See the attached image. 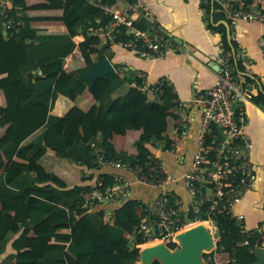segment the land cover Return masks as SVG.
I'll return each mask as SVG.
<instances>
[{"label":"trees","instance_id":"trees-1","mask_svg":"<svg viewBox=\"0 0 264 264\" xmlns=\"http://www.w3.org/2000/svg\"><path fill=\"white\" fill-rule=\"evenodd\" d=\"M257 1L244 0L242 5L258 9ZM10 3L3 21L9 18L12 21L3 24L0 20V264H135L138 249L124 233L138 223L136 209L141 200L130 195L113 207L108 221L103 219L101 211H88L81 206L82 193L88 190L92 180L111 182L110 172L100 171L90 148L82 140L100 147L104 158L142 164L153 144L161 143L164 151L170 148L164 132L169 120L176 118V113L169 111L176 104L160 96L174 97V94H169L170 87L166 86H161L158 93L153 90L156 84H152L153 95L148 97L146 92L131 85L139 84L140 78L112 72L105 78L93 79L90 83L93 103L78 108L77 97L89 84L82 76L88 65L65 71L64 58L75 47L87 57L94 53L97 61L109 58L110 51L103 53L102 49L93 47L98 39L88 35L90 28L106 25L109 17L88 0H43L29 5L25 0H10ZM34 10L60 13L30 15ZM261 11L264 12V7ZM206 15L211 18L209 27H213L215 19L225 18L214 1L205 5ZM33 20H59L65 31L47 32L30 25ZM76 35L83 38L77 44L72 40ZM228 47L224 44L230 50ZM231 62L237 74L240 62ZM239 81L249 101L264 112V94L249 92L245 87L249 83L247 77L244 82ZM58 94L75 100L61 116L49 113ZM76 117L81 118V139L73 133ZM129 130L139 131L132 142L135 152L115 150L109 136L123 135ZM47 151L83 166L90 173L80 177L82 183L67 187L42 163ZM243 212L249 224L244 219L248 226L245 230L241 223L226 215L212 218L218 237L215 252L225 253L232 264L251 262L253 247L263 237L260 232L263 221L257 218L252 225L253 211L246 207ZM205 218L203 214L187 213L190 221ZM133 240L140 243V235L135 234ZM243 240L247 243L239 244ZM175 246V243L167 245L170 249ZM201 257L206 264H215L212 252L202 253ZM151 264L160 263L154 259Z\"/></svg>","mask_w":264,"mask_h":264},{"label":"built area","instance_id":"built-area-1","mask_svg":"<svg viewBox=\"0 0 264 264\" xmlns=\"http://www.w3.org/2000/svg\"><path fill=\"white\" fill-rule=\"evenodd\" d=\"M88 1L101 8L109 17L106 25H99L88 31V35L98 39L93 47L102 49L103 53L109 52L112 45H118L141 59H157L176 50L171 38L155 25L151 12L140 1L129 3L120 0L123 2L121 5L100 3L98 0ZM208 1L216 2L220 12L230 19L242 18L264 23V12L261 11L264 0L257 1L260 5L258 9L243 6L244 0H198L202 19L205 17V5ZM10 7V0H0V20L3 24L12 21L11 18L3 21ZM95 21L98 22V19ZM77 36L72 38L75 44ZM75 49L78 51L76 47ZM215 50L214 62L219 69L217 79L201 93L181 101L176 98L169 80L161 77L154 83L156 88L153 90L158 93L161 86L170 87L169 94H174V97L162 94L160 99L176 104L173 126L164 132L170 140L167 151L173 152L179 140L192 139L195 143V149L181 173L176 174L167 169L165 160L159 155L164 151L161 143L151 146V153L142 164L130 165L121 160L104 158L100 147L82 140L90 148L93 162L98 167L113 169L109 173L110 183L104 184L102 179L96 178L89 183L88 190L82 193L81 206L88 211H101L103 219L108 221L113 207L130 196L132 184L158 190L150 200L140 201L136 209L138 223L130 232L124 233V237L138 249V253L139 246L149 239L157 238L166 246L176 243L174 233L190 222L187 219L188 211L196 215L203 214L205 220H209V232L214 244L209 252H212L213 261L218 237L212 218L226 215L234 218L246 229L243 216L235 213L233 207L253 188L256 163L251 159V140L243 131L245 92L231 60L247 61L249 55L240 49H225L219 42L215 43ZM257 50L264 55V36L257 39ZM66 67L67 57L63 63L65 71ZM131 85L153 95L150 89L152 85L145 81ZM194 106L197 107L198 121L196 129L193 130L185 113ZM262 165L264 166V161ZM259 208L264 212V183ZM135 234L140 235V243H134ZM246 243L243 240L239 244ZM262 244L263 237L260 244H255L254 247H263ZM138 262L139 254L135 264Z\"/></svg>","mask_w":264,"mask_h":264},{"label":"crops","instance_id":"crops-1","mask_svg":"<svg viewBox=\"0 0 264 264\" xmlns=\"http://www.w3.org/2000/svg\"><path fill=\"white\" fill-rule=\"evenodd\" d=\"M145 5L153 17L155 25L165 31L173 41L176 50L168 52L157 59H141L118 45H112L109 58L114 72L125 77H137L147 84H154L163 77L170 81L175 96L178 100L186 101L188 98L201 93L206 88L212 86L217 79L215 70V43L219 42L223 47L240 49L249 58L247 61H239L240 67L237 71L239 80L249 79L246 89L251 93L257 91L264 94V55L257 50V39L264 36V23L242 18H221L212 22L213 27H209L211 20L207 15L202 19L198 0H138ZM26 4L41 3L43 0H25ZM119 5L123 2L118 0ZM58 10H34L30 12L32 16L59 15ZM30 25L39 29H45L51 33H62L65 31L59 20H33ZM77 43L81 41V36H77ZM67 57L66 71L74 70L78 67L89 65L97 61L95 54H89V58L74 49ZM247 82V81H246ZM148 97H152L149 92ZM75 101V100H74ZM73 100L58 94L51 106L49 113L57 116L64 114L66 109L73 105ZM76 105L80 109L86 108L93 103V98L89 86L81 95L77 97ZM2 98L0 93V105ZM196 106L186 111L188 123L192 129H196L198 113ZM244 121L243 131L247 134L252 143L251 159L256 163L255 181L253 188L233 207L235 213H239L246 220L244 208L253 211L254 215L250 222L259 218L261 221L260 231L263 235L264 247V214L259 208L262 199V188L264 183V112L251 103L245 94L243 102ZM176 107H171L169 111H175ZM4 113V111H3ZM81 118L73 120V133L81 139L82 134L79 126ZM174 121L169 120L166 130L169 131ZM165 130V131H166ZM67 133V129H64ZM1 133V129H0ZM138 130H129L123 135L111 134L108 140L115 150H123L126 153L135 152L132 145L133 140L138 136ZM195 149L194 140H179L173 152L161 151L159 155L165 160L167 169L173 173H181L188 163L191 154ZM42 163L50 167L52 171L70 187L74 184L82 183L80 177H86L89 170L83 166L74 164L68 160L55 156L47 151L42 158ZM100 171L112 172L113 169L100 167ZM127 176V173H124ZM82 175V176H81ZM155 188L132 184L130 195L134 199L148 201L157 194ZM246 223L248 224L247 220ZM245 225V223H244ZM249 225V224H248ZM248 226L245 225V228ZM222 253V252H220ZM219 254V253H218ZM216 264V256H215Z\"/></svg>","mask_w":264,"mask_h":264},{"label":"water","instance_id":"water-1","mask_svg":"<svg viewBox=\"0 0 264 264\" xmlns=\"http://www.w3.org/2000/svg\"><path fill=\"white\" fill-rule=\"evenodd\" d=\"M4 33V31H2ZM215 70L219 72L218 66L215 64ZM114 72V69L107 57H103L99 61L91 62L88 70L82 74L90 83L94 78H105L108 73ZM178 248L173 250L167 248L164 244L148 246L142 251L139 249V261L141 264H151L156 259L160 264H199L202 250L209 242H212L210 232L197 225L179 233ZM213 243V242H212ZM214 245V244H213ZM254 259L247 264H264V247L256 246L252 250Z\"/></svg>","mask_w":264,"mask_h":264},{"label":"bare ground","instance_id":"bare-ground-1","mask_svg":"<svg viewBox=\"0 0 264 264\" xmlns=\"http://www.w3.org/2000/svg\"><path fill=\"white\" fill-rule=\"evenodd\" d=\"M197 225H200L203 227L204 230H206L207 232H209V228H210V222L209 220H200V219H196V220H193V221H190V222H187L185 223L182 227H180V229L177 230V232L174 233V240L179 244V239H177V236L179 233H181L182 231L184 230H187V229H190V228H193ZM157 244H160L162 245L163 244V241L155 238V239H149L147 241H145L144 243H142L139 248L140 250L142 251L144 248L148 247V246H154V245H157ZM213 247V243L212 242H209V244L203 248V252H209L211 251ZM139 264H141V262L139 261L138 262Z\"/></svg>","mask_w":264,"mask_h":264},{"label":"rangeland","instance_id":"rangeland-1","mask_svg":"<svg viewBox=\"0 0 264 264\" xmlns=\"http://www.w3.org/2000/svg\"><path fill=\"white\" fill-rule=\"evenodd\" d=\"M87 58H89V56ZM180 192H181V194H183V191L182 190H180ZM175 245L176 246L174 248H178L179 247L178 244H177V242L175 243ZM165 246H166V244H165ZM174 248H172L171 250H173ZM204 253H208V252H204ZM215 256H216V261H217L218 264H232L231 261H230V259H229V257L225 253H219V254L216 253ZM214 262H215V260H214ZM199 264H206L205 261L202 259V257L200 258Z\"/></svg>","mask_w":264,"mask_h":264}]
</instances>
